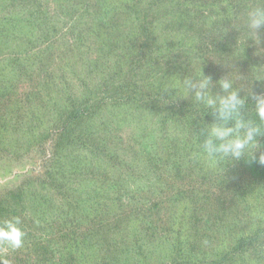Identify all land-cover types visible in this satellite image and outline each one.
Masks as SVG:
<instances>
[{
    "label": "trees",
    "instance_id": "16d2710c",
    "mask_svg": "<svg viewBox=\"0 0 264 264\" xmlns=\"http://www.w3.org/2000/svg\"><path fill=\"white\" fill-rule=\"evenodd\" d=\"M54 1L62 12L98 6L100 22H104L101 45L113 47L119 61L113 70L117 83L111 87L104 84L103 97L98 102L86 97L71 111L57 116L48 132L39 134L37 128H31L27 133L32 146L42 147L46 141L50 144L40 164H28L30 171L17 178L31 179L37 173L36 178L41 180L40 172L49 163L44 174L48 172L56 185L49 170L64 165V152L70 149L75 151L68 161L73 166L70 172L88 174L82 182L89 185L74 197L76 200L60 193L68 200L71 216L66 226L71 230L62 234L63 245L52 251L47 264H83L82 259L90 264H264V166L245 160L229 164L221 185L218 177L192 159L197 150L196 133L201 123L212 121L211 112L203 107L197 110L191 100H173V91L157 88L156 70L162 68L153 66V54L164 46L175 53L170 38L178 28L186 26L180 21L191 18V9L197 8L200 13L203 8L221 5L226 10L231 7L242 12L255 0ZM2 64V83L11 80L16 85L20 71L15 72L12 61ZM54 69L61 70L57 65ZM143 75L141 86L137 79L142 80ZM252 90L260 92L264 84ZM43 93L44 89L37 90L39 99ZM246 103L250 109L251 97ZM123 107L132 109L135 118L157 119L155 125L162 132L155 144L149 145L154 149H136L129 157L119 148L122 138L106 144L101 143L105 138H95L99 127L106 123H102L105 113ZM103 112L102 124L97 123L94 131L90 121ZM247 114L244 113L246 117ZM174 127L183 128L186 137L180 140L171 136L170 129ZM95 157L106 165L104 172L90 171ZM17 167L4 164L0 172L6 177ZM65 185L56 188L60 190ZM24 196L26 191L20 188L16 196L6 198L2 221L10 219L5 205L21 203ZM43 200L37 196L32 219L29 218L36 220L32 225L35 231L44 224L40 217L45 213ZM41 240L36 237L38 245L34 249ZM74 251L77 257L72 256Z\"/></svg>",
    "mask_w": 264,
    "mask_h": 264
},
{
    "label": "rangeland",
    "instance_id": "374dc122",
    "mask_svg": "<svg viewBox=\"0 0 264 264\" xmlns=\"http://www.w3.org/2000/svg\"><path fill=\"white\" fill-rule=\"evenodd\" d=\"M191 10V18L180 21L186 26L178 28L170 38L175 44V53L166 51L164 46L153 54V66L162 68L156 70V74L160 73L162 77L187 75L192 71L189 56L193 54L201 58L202 74L211 77L213 92L219 91L216 81L224 76L234 78V86L243 89L263 85L264 79H256L264 76L263 29L259 33V45L248 40L243 52L234 55L240 32L232 26L233 22L226 15L213 22V17L218 13L227 11L225 7L209 6L200 13L197 8ZM99 13L98 6L62 12L54 0H0V169L4 164L19 166L6 177L0 172V222L4 202L11 195L16 196L20 188L26 191L21 203L15 201L5 205L7 216L20 217V227L25 233L20 249L0 248V259L9 261V264H47L52 251L56 248L59 250L58 245H63L60 244L62 234L71 230L66 226L71 216L68 200L61 194L67 193L72 201L83 192V187L89 185L88 182H82L88 174L74 175L70 172L73 166L68 161L75 154L73 149L64 152L67 155L64 165L59 164L55 170H49L54 175L56 185L48 172L44 174L49 163L44 171L36 170L43 172L41 180L36 178L37 173H33L34 176L27 178V181L22 177L17 178V175H25L30 171V163L40 164L44 149L49 148V141L42 147L31 145L27 139L31 128H37L39 134L45 130L48 132L61 113L71 111L86 97L98 102L103 97L104 84L111 87L117 83L113 70L119 60L113 47L101 45L104 22H100ZM104 39L109 41L110 38ZM5 60L14 63L15 72L20 71L17 72L19 77L16 85L11 80L2 83V62ZM20 62L21 65L16 64ZM55 65L61 70L54 69ZM144 79L143 75L142 80L137 79V83L144 84ZM38 89H44L41 99L37 96ZM242 92L245 91H240L239 95ZM104 113L97 114L90 121L91 126L95 127L94 131L97 123L100 125L106 121L99 127V135L95 137L105 138L101 143L106 144L109 140L114 143L122 138L123 145H119V148L122 154H129V157L136 149H154L149 145L155 144V138L162 132L155 125L157 119L149 116L135 118L132 109L123 107L119 111L106 112L100 123ZM170 134L180 140L186 137L183 128H171ZM105 169L106 165H102L98 157L93 158L90 171L101 173ZM64 184L66 188L57 190L56 186ZM37 196L44 199L42 207L45 213L40 216L44 224L35 231L32 225L36 220H31V216ZM36 237L42 238L37 250L34 249L38 245ZM72 256L77 257V252L74 251ZM82 262L90 264L84 259Z\"/></svg>",
    "mask_w": 264,
    "mask_h": 264
},
{
    "label": "clouds",
    "instance_id": "9594fccd",
    "mask_svg": "<svg viewBox=\"0 0 264 264\" xmlns=\"http://www.w3.org/2000/svg\"><path fill=\"white\" fill-rule=\"evenodd\" d=\"M225 15L240 32L234 55L243 52L248 40L257 45L261 43L259 33L264 29V0H255L242 12L229 7L226 12L213 17V22ZM189 57L190 73L183 77L179 74L162 77L158 73L157 88H163L165 92L174 91L173 100H191L197 110L203 107L211 112L212 121L199 126L197 150L191 158L218 177L221 185L226 179L229 164L245 160L264 166V90L254 92L251 86L247 89L235 87V79L224 76L216 81L219 91L213 92L211 77L202 74L201 58L193 54ZM256 79H264V76ZM242 90L246 93L244 96L239 95ZM249 97L253 100L250 109L246 103ZM244 113H248L247 117ZM20 224L18 216L0 222V248L17 250L23 246L25 233ZM0 264H9V261L0 259Z\"/></svg>",
    "mask_w": 264,
    "mask_h": 264
},
{
    "label": "water",
    "instance_id": "95a60500",
    "mask_svg": "<svg viewBox=\"0 0 264 264\" xmlns=\"http://www.w3.org/2000/svg\"><path fill=\"white\" fill-rule=\"evenodd\" d=\"M1 179V178H0ZM0 182H1V180H0Z\"/></svg>",
    "mask_w": 264,
    "mask_h": 264
}]
</instances>
